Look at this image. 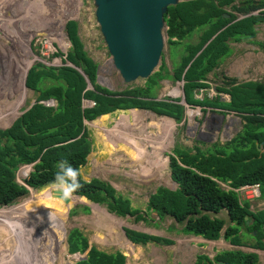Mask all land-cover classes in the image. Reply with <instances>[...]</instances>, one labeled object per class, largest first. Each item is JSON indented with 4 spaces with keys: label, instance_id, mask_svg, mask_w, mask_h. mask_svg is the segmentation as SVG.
Returning a JSON list of instances; mask_svg holds the SVG:
<instances>
[{
    "label": "trees",
    "instance_id": "trees-1",
    "mask_svg": "<svg viewBox=\"0 0 264 264\" xmlns=\"http://www.w3.org/2000/svg\"><path fill=\"white\" fill-rule=\"evenodd\" d=\"M234 1L187 0L168 7L164 22L171 56L180 49L179 58L172 66V74L161 66L143 88L122 92H110L96 85L97 67L83 51L77 36V23L68 21L65 32L71 48L63 63H69L74 68H53L35 63L26 78V87L38 94L34 105L9 129L0 130V208L11 206L28 195V189L15 182L18 166L37 162L24 181L33 190L53 186L61 161L66 160L73 168L80 170L90 153L85 122L117 111L143 110L181 123L185 109L179 101H156L153 98V90L159 81L172 79L175 82L183 81L182 90L187 106L234 112L241 115L244 125L233 139L223 145L214 144L206 151L197 147H175L169 157V168L171 180L177 189L169 191L158 188L149 197L147 210L160 221L171 218L181 226L180 231L184 236L201 237L212 242L222 238L232 246H242L238 236L242 227L247 234L255 232L256 244L248 246L264 250L263 214L252 215L248 202L240 203L234 190L226 191L220 187V184H228L236 189L258 182L264 187V154L258 157L253 144V138L264 141V84L227 78L222 86L216 88L218 95L211 102L206 98H195L197 94L194 93L208 88L204 83L206 76L220 65L222 56L229 54L226 40L253 39L256 33L253 26L264 23L263 12L262 15L229 25L231 20L222 17L226 8L239 13L264 9V1L248 0L240 8L233 5ZM196 32L199 33L197 42L190 43V38ZM255 45L264 52V45L258 42ZM57 56L61 57L62 54L58 53ZM86 79L90 83V90L87 89ZM46 81L51 82L49 86H43ZM220 94L227 96L228 101L222 100ZM51 100L55 101V107L44 104ZM83 101H90L94 105L84 108ZM78 180L82 187L73 196L104 206L115 216H130L135 217L136 222L144 221L140 212L131 208L130 201L123 200L110 185L96 179L86 182L81 175ZM81 211L86 214L89 208L84 206ZM222 211H226L230 225L221 236L226 221L215 215ZM71 214H76V209ZM125 234L135 245L172 244L168 240L131 230H125ZM67 244L71 254H86L84 260L76 264H125L123 254H106L90 247L77 229L71 230ZM219 261L258 264L257 255L240 252L222 253L214 259L216 263ZM196 264L213 262L206 256H197Z\"/></svg>",
    "mask_w": 264,
    "mask_h": 264
},
{
    "label": "rangeland",
    "instance_id": "rangeland-1",
    "mask_svg": "<svg viewBox=\"0 0 264 264\" xmlns=\"http://www.w3.org/2000/svg\"><path fill=\"white\" fill-rule=\"evenodd\" d=\"M245 1L247 0H235L234 5L240 8ZM7 10L8 14L5 13ZM225 10L237 19L242 18L239 22L250 16V14L243 15L229 9ZM0 12V19L1 17L15 18L14 22H0V55L3 64L0 91H4L0 92V106L2 107L0 115L3 119L9 113L2 127H6L13 118L33 104L38 96L37 92H32L25 87L24 77L27 66H31L38 59L48 67L56 68L63 65L64 56L71 48L65 33V24L68 21L74 20L78 24L77 36L83 51L97 67L96 85L110 92H122L126 89L145 86L147 80L140 79L134 83L124 84L113 68L95 21L92 0H16L7 5L2 4ZM263 12L264 9L251 14L258 16ZM38 20L42 23L39 24ZM15 28L21 31L27 29V33L19 37L22 43L13 34ZM252 29L256 32L253 39L242 38L239 43L232 40L226 42L229 54L222 57L220 65L206 76L204 83L208 88L194 91L197 94L195 98L200 100L206 98L209 102L213 101L218 95L216 88L222 86L227 78L236 79L238 82L264 84V52L255 45V42L264 45V23L254 25ZM32 31H34L33 34ZM198 35V32L194 33L189 42L196 43ZM163 37L164 48L161 61L154 73L164 66L171 75L173 63L179 58L180 49L174 56H171L165 33ZM58 53L62 56L58 57ZM23 61L26 63L24 64ZM3 80L6 84H3ZM86 82L87 89L90 90L88 80ZM50 83L46 81L43 86H49ZM39 86L41 87V84ZM219 96L224 101H228L227 96L223 94ZM153 98L156 101L177 100L181 104L184 99L182 82H175L172 79L159 81L158 86L153 90ZM49 103L55 106V102ZM84 104L91 106L87 101ZM184 109L182 122L173 123L176 127L174 144L178 149L179 147L186 149L197 147L206 151L214 144L223 145L234 138L243 125L239 115L216 108L190 107L184 103ZM133 115L141 119H152L148 120L149 122H154L155 119L159 125L166 126L165 118L162 119L161 116L157 117L149 112L125 114L128 119L134 120ZM107 117L109 118L103 119V124L85 123L87 139L92 151L87 156L86 163L79 170L81 178L86 182L96 179L110 185L116 194L120 195L123 200L130 201L133 208L138 210L143 218L148 216L150 221L135 223L133 218H118L107 213L105 208L89 204L85 199L75 196L71 197L73 204L69 206L60 200L61 206L55 204L54 207L52 204V208H49V200L45 198L47 195H53L55 188L50 186L42 190L30 189L28 195L15 204L0 208V264H76L86 254L73 255L66 247L68 233L73 229L82 233L90 247L106 254L116 252L123 254L125 264H196L197 256L213 258L217 254L216 251L230 249L222 238L214 243H202L192 238L193 236L184 237L180 235L182 234L181 226L176 225L169 218L159 221L154 213L147 210L148 199L158 188L175 191L177 186L170 183L168 179L166 184L170 183L171 186H157L164 185V181L145 185L146 182L140 180L130 185V182L120 176L131 172L127 170L126 165L122 164V159L117 160V163L121 165V172L115 167L117 164L110 163L112 157L122 155V152L117 149L118 136L110 135L111 143L115 145L113 148L101 136L102 133L107 134L104 131L105 128L110 129L114 125L117 115L111 114ZM156 133V127L153 128L151 124L147 128L146 135L144 126L140 127L141 137L144 136L143 138L147 141L146 150L148 152L143 151L146 159L155 160L159 155L155 146L150 143L154 141L153 136L157 135ZM167 144L171 147V139L167 140ZM141 148H145L143 144ZM164 158L166 157H162ZM33 170L32 166H18L15 182L25 186L21 183ZM220 187L226 191L233 189L228 184L220 185ZM249 205L254 211L253 214L257 216L261 209L260 198L251 201ZM84 206L90 207L89 211L85 212L86 214L81 211ZM53 208L56 211L51 210ZM74 209H76V214L72 215L71 211ZM215 216L227 221L224 212ZM241 228L238 232L242 243L240 249L257 255L258 264H264V250L248 246L256 244L255 234H247L245 229ZM124 230L142 232L168 240L172 244L148 243L145 246H133L124 237ZM262 232L264 233L263 225ZM231 250L237 249L231 248Z\"/></svg>",
    "mask_w": 264,
    "mask_h": 264
},
{
    "label": "water",
    "instance_id": "water-1",
    "mask_svg": "<svg viewBox=\"0 0 264 264\" xmlns=\"http://www.w3.org/2000/svg\"><path fill=\"white\" fill-rule=\"evenodd\" d=\"M92 1L99 33L111 58L112 66L119 74L123 83H134L138 79L148 80L161 61V54L164 48L163 34H166L167 30L164 15L167 13L168 7L175 6L181 1ZM223 16L224 18H228L227 15ZM2 72L3 64L0 55V79L3 75ZM183 102L184 99L181 104ZM0 109H2L1 106ZM262 146H264V143ZM27 189L28 191L30 190L29 188ZM53 193V196L60 199L64 204L68 206L73 204L71 199L64 200L60 197L56 189ZM81 260H84V257H81ZM217 264L228 263L218 262Z\"/></svg>",
    "mask_w": 264,
    "mask_h": 264
},
{
    "label": "crops",
    "instance_id": "crops-1",
    "mask_svg": "<svg viewBox=\"0 0 264 264\" xmlns=\"http://www.w3.org/2000/svg\"><path fill=\"white\" fill-rule=\"evenodd\" d=\"M25 33H27V29H24L22 31L19 30V28L13 29V34L15 38H17L21 43L22 41L20 40L19 37L24 35ZM230 40L237 43L241 41V39L238 41L236 40L234 41L232 38H230L226 40V42ZM226 42L225 44L227 45ZM222 57L220 59H222ZM129 112L142 113V111L140 110L117 111L113 113L114 115H117L114 125L111 126L110 129L105 128L104 131L107 134L102 133L101 135L104 138V141L112 148L115 147V145H112L110 135L114 137L118 136L117 149H119L122 152V155L112 157L110 163L117 164L115 167L121 172L120 170L121 165L117 163V160L119 159L123 160L122 164L126 165L127 170L129 169L131 173L128 175L123 173V175L120 176H123L127 180V182H130V185H133L140 180L146 182L145 185L149 183L158 184L164 181L165 183L164 185H157V186H171L169 184L170 183L174 184V183L171 180L169 157L172 155V150L175 148L174 135H175L176 127L173 126V123L175 121L171 118L161 116L162 119L165 118L166 119L165 121H167L166 126H164V125H159L157 122H155V119L154 122H149L148 120H152V119H147V118L141 119L134 117V115H133L134 120H132V119H128V117L125 116V114ZM143 113H146V111H143ZM107 116L109 115L101 116L92 122H95V124H103L104 122L103 119L109 118ZM150 124L152 125L153 128L156 127V131H157L156 133L157 135L153 136L155 138L154 141H150L151 145L153 144V146H155V150H157L156 152L159 153L157 159L155 160L145 158L143 151L146 150L147 148V141L146 138H143L144 136L141 137L140 134V127L144 126V131L146 135L147 128L150 127ZM168 139H171V147H169L167 144ZM142 144L145 148H141ZM91 151H92V147H90V153ZM162 157H166V158L162 159ZM167 179L170 183L166 184ZM131 208L135 209L133 208L132 205ZM131 218L135 219V217H131ZM188 248L191 249V247Z\"/></svg>",
    "mask_w": 264,
    "mask_h": 264
},
{
    "label": "clouds",
    "instance_id": "clouds-1",
    "mask_svg": "<svg viewBox=\"0 0 264 264\" xmlns=\"http://www.w3.org/2000/svg\"><path fill=\"white\" fill-rule=\"evenodd\" d=\"M181 1V0H180ZM248 1V0H247ZM255 1V0H254ZM182 2V1H181ZM235 2V1H234ZM246 2V1H245ZM233 5H234V3H233ZM235 6V5H234ZM226 9H229V10H232V9H230V8H226ZM263 10V9H262ZM233 11V10H232ZM256 11H258V10H256ZM252 12H255V11H252ZM252 12H248V13H239V14H243V15H245V14H250V16L249 17H251V16H253L251 13ZM223 15H227L228 16V18H224V16ZM222 15V17L224 18V19H230L231 21H230V23H229V25L230 24H233V22L234 23H239V21H241V19H237V18H235V16H233L231 13H228V12H226V10H225V13ZM259 16V15H258ZM248 17V18H249ZM14 21H15V18H14ZM74 21V20H73ZM75 22V21H74ZM67 23V22H66ZM66 25V24H65ZM77 28H78V24H77ZM78 30V29H77ZM78 32V31H77ZM66 33V32H65ZM66 37H67V35H66ZM69 42V41H68ZM60 57V56H59ZM65 57V56H64ZM64 60H65V58H64ZM35 63H41V64H43L44 66H46V67H48L46 64H44L40 59H38V60H36V61H34L33 62V64L31 65V66H28V68H27V71H26V73H25V77H24V82H25V87H26V78H27V74H28V71L31 69V67L35 64ZM63 66H67V67H71V68H74L71 64H64L63 63V65L62 66H60V67H63ZM56 68H59V67H56ZM79 71V70H78ZM80 72V71H79ZM81 73V72H80ZM82 74V73H81ZM87 80V79H86ZM96 80H97V72H96ZM89 82V81H88ZM182 82V86H183V81H181ZM89 85H90V83H89ZM91 87V86H90ZM27 88V87H26ZM28 89V88H27ZM29 90V89H28ZM30 91H32V90H30ZM33 92V91H32ZM221 98V97H220ZM222 99V98H221ZM223 100V99H222ZM49 102H55V101H53V100H51V101H48V102H44V104H47L48 106H53V107H55L54 105H51ZM87 102H90V101H87ZM35 103V102H34ZM34 103L33 104H31L26 110H23L21 113H20V115H18L17 117H15V118H13L9 123H8V125L6 126V127H2V125H5V123H4V120L7 118V117H9V113H8V115H6L5 117H3V119H2V117H1V115H0V123H1V126H0V130H2V131H4V130H7V129H9L11 126H12V124L16 121V119H18L21 115H23V113L25 112V111H27L31 106H33L34 105ZM184 103L185 102H183V104H180V105H182L183 107H184ZM84 108H87L88 106H83ZM193 107V106H192ZM200 108H202V107H200ZM208 108V107H207ZM210 108H212V107H210ZM219 110V109H218ZM140 111H143V110H140ZM221 111H224V110H221ZM146 112H148V111H146ZM226 112H229V111H226ZM151 113V112H150ZM229 113H234V112H229ZM234 114H236V115H239V114H237V113H234ZM240 117H241V115H239ZM101 117V116H100ZM222 118L224 117V116H221ZM99 118V117H98ZM242 119V118H241ZM243 121V120H242ZM85 123H87V122H85ZM237 135V134H236ZM235 135V136H236ZM233 139V138H232ZM228 142V141H227ZM172 156V155H171ZM37 163V162H36ZM36 163H33L34 165L36 164ZM33 164H30V165H24V167H27V166H32V167H34V165ZM58 167H59V169H60V171H58L56 174H55V180H54V182H53V187L57 190V192L60 194V197H62L64 200H69V199H71V197L73 196V193H75L80 187H82V185L80 184V182H79V180H78V177H79V175H80V172H79V169L78 168H73L71 165H69L68 164V162L66 161V160H64V161H61L60 162V164L58 165ZM30 174V173H29ZM28 174V175H29ZM27 178V177H26ZM25 178V179H26ZM25 179H24V181H25ZM22 184H25L24 182L22 183ZM175 184V183H174ZM259 184V182L258 183H256V184H244V185H241V186H239V187H242V186H245V185H258ZM176 185V184H175ZM220 185H223V184H220ZM177 186V185H176ZM259 186V185H258ZM24 187H27L26 185L24 186ZM48 187H50V186H48ZM239 187H237L235 190H234V192L236 193V190L237 189H239ZM261 187L262 186H259V189H260V197L262 198V189H261ZM27 188H29V187H27ZM47 188V187H46ZM30 189V188H29ZM233 190V189H232ZM28 193H29V191H28ZM237 194V193H236ZM237 196H238V194H237ZM75 197H77V196H75ZM259 197V198H260ZM77 198H79V197H77ZM259 198H253V199H240L239 198V196H238V199H239V202L240 203H242V202H248V203H251V201H254V200H258ZM84 199V198H83ZM240 200H242V201H240ZM89 204H92V205H96V206H99V207H103V208H105L104 206H101V205H98V204H94V203H90L89 202ZM3 208V207H2ZM90 208V207H89ZM106 209V208H105ZM107 211V210H106ZM249 211H250V208H249ZM222 212H226V211H222ZM251 212V211H250ZM107 213H109L108 211H107ZM221 213V212H220ZM219 213V214H220ZM110 214V213H109ZM110 215H113V214H110ZM218 215V214H217ZM113 216H115V215H113ZM213 216V215H212ZM256 216V215H255ZM115 217H118V216H115ZM126 217H129V218H131L130 216H126ZM217 217V216H216ZM118 218H124V217H118ZM167 218H169V217H167ZM144 219V221H139V222H143V223H147V221L149 222L150 220H149V218H148V216H146L145 218H143ZM169 219H171V218H169ZM246 219V218H245ZM158 220L160 221V219L158 218ZM172 220V219H171ZM133 221L135 222V223H139V222H136L135 221V219H133ZM173 221V220H172ZM226 221V220H225ZM175 223V222H174ZM176 224V223H175ZM176 225H178V224H176ZM228 225H230L229 223H228V218H227V221H226V226L223 228V230L221 231V236L224 234V231H225V229L228 227ZM263 230H264V226H263ZM132 231V230H131ZM246 231V230H245ZM135 232H137V231H135ZM139 233H142V232H139ZM247 233V232H246ZM254 234H255V232H253ZM145 234V233H144ZM148 235V234H147ZM180 235H182V234H180ZM150 236V235H149ZM182 236H184V235H182ZM124 237L126 238V240L127 241H129L128 240V238L126 237V234H125V230H124ZM184 237H189V236H184ZM67 238H68V236H67ZM192 238H194V239H196V240H199V241H201L202 243H214V242H212V241H206V240H203L201 237H192ZM220 240V239H219ZM222 241L223 242H225L223 239H222ZM130 242V241H129ZM215 242H217V241H215ZM131 243V242H130ZM226 244H228V246L230 247V249L229 250H219V251H216L217 252V254L213 257V258H208L209 260H211L212 262H213V264H217L216 262H214V259H215V257L216 256H219L220 254H222V253H225V252H240V253H244V254H249L248 252H245V251H243V250H241L240 249V246H232L229 242H225ZM89 244V243H88ZM132 244V243H131ZM133 246L135 245V244H132ZM136 246H140V245H136ZM141 246H143V245H141ZM145 246V245H144ZM197 246H199V245H197ZM66 247L68 248V244H67V242H66ZM231 248H236L237 250H231ZM252 254V253H251ZM74 255H80V254H74ZM85 258V257H84ZM219 262H223V263H226V262H224V261H219ZM195 263H196V261H195ZM229 264V263H228Z\"/></svg>",
    "mask_w": 264,
    "mask_h": 264
},
{
    "label": "flooded vegetation",
    "instance_id": "flooded-vegetation-1",
    "mask_svg": "<svg viewBox=\"0 0 264 264\" xmlns=\"http://www.w3.org/2000/svg\"><path fill=\"white\" fill-rule=\"evenodd\" d=\"M16 2V1H15ZM9 3H11V2H9ZM9 3H7V4H9ZM1 4V3H0ZM17 4V3H16ZM2 5V4H1ZM4 9H6V8H4ZM6 14H8L7 12H6ZM0 22H3V23H8V22H14V18L13 19H9V17L8 18H3V17H1V19H0ZM38 23L39 24H41L42 22L40 21V20H38ZM34 33V31H32V34ZM30 35H31V33H30ZM23 63L25 64L26 62H24L23 61ZM25 66V65H24ZM18 67H19V65H18ZM18 67H17V69H18ZM27 68H28V66H27ZM22 71H24V67H22ZM5 81L3 80V83H4ZM243 125H244V121H243ZM243 125H242V128H243ZM242 128H241V130H242ZM240 130V131H241ZM252 134V133H251ZM250 134V135H251ZM249 135V136H250ZM264 143V141H258L257 139H255V138H253V144H254V147H255V149L257 150V152H258V157H260L261 156V154H264V146H262L261 147V145ZM259 186H262L261 187V189H262V198L260 197V207H261V209L259 210V212H258V215L257 216H259L260 215V213H262L263 214V210H264V187H263V185L259 182V184H258ZM256 209H258V208H256ZM250 211H251V214L252 215H254L255 216V214H253L254 213V211L252 210V207L250 206ZM257 211V210H256Z\"/></svg>",
    "mask_w": 264,
    "mask_h": 264
},
{
    "label": "built area",
    "instance_id": "built-area-1",
    "mask_svg": "<svg viewBox=\"0 0 264 264\" xmlns=\"http://www.w3.org/2000/svg\"><path fill=\"white\" fill-rule=\"evenodd\" d=\"M84 103L85 101H83V105H85ZM90 105L93 106L94 104L90 102ZM236 193L238 194L240 199L259 198L260 189L258 185H245L239 187V189L236 190Z\"/></svg>",
    "mask_w": 264,
    "mask_h": 264
},
{
    "label": "bare ground",
    "instance_id": "bare-ground-1",
    "mask_svg": "<svg viewBox=\"0 0 264 264\" xmlns=\"http://www.w3.org/2000/svg\"><path fill=\"white\" fill-rule=\"evenodd\" d=\"M16 0H0V3L1 4H7V3H9V2H15ZM0 83H1V81H0ZM3 84H6L5 82L3 83ZM6 88V87H5ZM0 92H4V91H0ZM53 195H47L46 196V200H49L48 201V206H49V208L51 207L52 208V204H54L53 206L55 207V204H58L59 206H61V202H60V199H58V198H56L55 196H53ZM51 210H55L54 208L53 209H51ZM56 211V210H55ZM57 213H58V211H57ZM50 240V239H49ZM57 240V239H56ZM59 243V242H58ZM58 246V245H57ZM64 246V245H63ZM64 249H65V247H64ZM59 250V249H58ZM58 250H57V253H58ZM64 252V251H63ZM62 252V253H63ZM61 253V254H62Z\"/></svg>",
    "mask_w": 264,
    "mask_h": 264
}]
</instances>
